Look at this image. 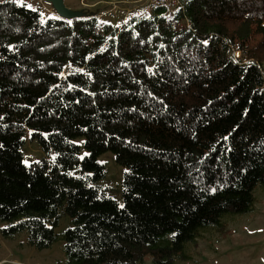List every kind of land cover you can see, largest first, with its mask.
Wrapping results in <instances>:
<instances>
[{
    "label": "trees",
    "instance_id": "trees-1",
    "mask_svg": "<svg viewBox=\"0 0 264 264\" xmlns=\"http://www.w3.org/2000/svg\"><path fill=\"white\" fill-rule=\"evenodd\" d=\"M262 63L264 0H182L117 26L0 0V234L49 248L66 214V264H174L264 185ZM26 130L46 155L29 165ZM106 151L122 205L99 185Z\"/></svg>",
    "mask_w": 264,
    "mask_h": 264
},
{
    "label": "rangeland",
    "instance_id": "rangeland-1",
    "mask_svg": "<svg viewBox=\"0 0 264 264\" xmlns=\"http://www.w3.org/2000/svg\"><path fill=\"white\" fill-rule=\"evenodd\" d=\"M109 1H117L119 5L115 12L104 13L110 8L107 4ZM133 1L135 0H87L88 5L85 7L80 0H63L65 6L71 10L80 11L83 15L100 14V21L113 26L120 25L127 15V9L137 5L132 4ZM18 2L26 3L44 15H55L51 4L44 0ZM260 67L264 77V63ZM29 135L30 131L26 130L24 143L20 148L25 165L46 157L37 140L30 139ZM75 142L80 146V156H84V138L78 137ZM53 157L54 151L50 150L47 158ZM97 159L105 166L106 171L104 178L99 182L102 191L122 205L124 167L115 161L111 151L100 154ZM253 194L254 206L249 213H227L221 217L218 226L199 229L196 240L185 243V256L176 258L174 264H264V185L258 184ZM7 224L6 221H0V228ZM72 225L71 218L63 214L55 228V241L49 248L41 250L26 244L25 231L14 237H4L0 234V264H66L61 233ZM145 264H151L149 258Z\"/></svg>",
    "mask_w": 264,
    "mask_h": 264
},
{
    "label": "built area",
    "instance_id": "built-area-1",
    "mask_svg": "<svg viewBox=\"0 0 264 264\" xmlns=\"http://www.w3.org/2000/svg\"><path fill=\"white\" fill-rule=\"evenodd\" d=\"M81 3L86 7L88 5L86 3L87 0H80ZM96 4V2L94 3ZM110 8L106 10L104 13H113L117 9L119 3L117 1H109L107 3ZM132 4L135 5L134 8L127 9L126 16L124 18L128 19L132 15H146L150 13L152 10L157 8L166 9L168 12L175 11L179 8H182V0H135ZM100 14L96 15V17H100ZM145 264V263H144Z\"/></svg>",
    "mask_w": 264,
    "mask_h": 264
},
{
    "label": "water",
    "instance_id": "water-1",
    "mask_svg": "<svg viewBox=\"0 0 264 264\" xmlns=\"http://www.w3.org/2000/svg\"><path fill=\"white\" fill-rule=\"evenodd\" d=\"M44 1L51 4L52 8L55 11V15H57L58 17L71 20L74 18H80L84 16L82 12L74 11L66 7L63 0H44Z\"/></svg>",
    "mask_w": 264,
    "mask_h": 264
}]
</instances>
